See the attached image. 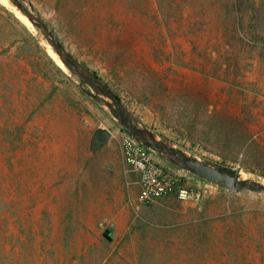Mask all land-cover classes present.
I'll return each instance as SVG.
<instances>
[{"label": "rangeland", "instance_id": "374dc122", "mask_svg": "<svg viewBox=\"0 0 264 264\" xmlns=\"http://www.w3.org/2000/svg\"><path fill=\"white\" fill-rule=\"evenodd\" d=\"M20 1L158 148L220 167L206 138L213 111L245 120L264 145V0ZM51 53L59 58L0 2L5 264H264V193L219 187L144 145L203 198L140 202L123 151L126 140L140 144L122 127L128 114ZM100 129L110 138L94 150Z\"/></svg>", "mask_w": 264, "mask_h": 264}, {"label": "water", "instance_id": "95a60500", "mask_svg": "<svg viewBox=\"0 0 264 264\" xmlns=\"http://www.w3.org/2000/svg\"><path fill=\"white\" fill-rule=\"evenodd\" d=\"M10 2L32 23L34 24L48 43L52 46L55 53L59 56L63 64L69 68L79 70V75L87 81L89 84L104 90L108 96L114 101L115 104L120 106V108L128 114L127 109L121 103L119 98L114 94V92L104 83L99 81L93 73L85 68L82 64L77 62L63 47L57 42V40L51 35L50 30L45 25L42 19L34 15L27 7L23 5L20 0H10ZM123 129L128 133L130 137L140 142L141 145H146L153 148L157 152L161 153L165 158L172 164L178 166L184 171H187L201 179H204L212 184L219 187L228 189L232 192H239L241 189H249L252 192L264 193V185L256 182H249L242 180L240 173H229L228 171L211 166L205 161L198 160L196 158L187 157L180 152H171L163 146L158 148L156 145H162L157 141L149 139L142 136L138 132L134 131L129 122L128 118L122 123ZM110 138V133L107 130L100 129L96 132L94 137L93 149L98 148L107 144Z\"/></svg>", "mask_w": 264, "mask_h": 264}, {"label": "trees", "instance_id": "16d2710c", "mask_svg": "<svg viewBox=\"0 0 264 264\" xmlns=\"http://www.w3.org/2000/svg\"><path fill=\"white\" fill-rule=\"evenodd\" d=\"M92 73L101 81L95 72ZM207 112L210 111L207 110ZM205 130L206 138L211 137L217 149L216 156L220 159L215 163L220 167L216 168L224 169L229 173L244 172L264 178V145L257 140L245 120H239V117L229 116L221 111H213ZM181 185H183L182 182ZM7 239L3 238L0 242V262L3 264L8 262L7 259L12 258L11 250L7 249ZM22 255L21 253L20 257Z\"/></svg>", "mask_w": 264, "mask_h": 264}, {"label": "built area", "instance_id": "2783aa9c", "mask_svg": "<svg viewBox=\"0 0 264 264\" xmlns=\"http://www.w3.org/2000/svg\"><path fill=\"white\" fill-rule=\"evenodd\" d=\"M123 151L126 165L137 177L135 184L139 189L140 202L151 204L174 193L185 201L198 203L202 200L198 190L181 185V180L160 166L143 145L126 140Z\"/></svg>", "mask_w": 264, "mask_h": 264}, {"label": "bare ground", "instance_id": "6f19581e", "mask_svg": "<svg viewBox=\"0 0 264 264\" xmlns=\"http://www.w3.org/2000/svg\"><path fill=\"white\" fill-rule=\"evenodd\" d=\"M0 2H3L4 4L7 3V0H0ZM53 58L56 60V62L62 67V68H66L64 67V64L60 61V59L54 54L51 53ZM243 176V175H242Z\"/></svg>", "mask_w": 264, "mask_h": 264}]
</instances>
